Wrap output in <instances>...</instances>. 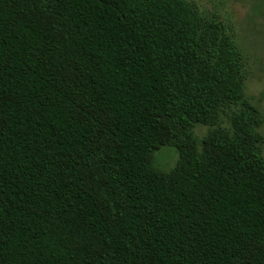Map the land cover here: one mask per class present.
<instances>
[{
  "label": "trees",
  "instance_id": "16d2710c",
  "mask_svg": "<svg viewBox=\"0 0 264 264\" xmlns=\"http://www.w3.org/2000/svg\"><path fill=\"white\" fill-rule=\"evenodd\" d=\"M243 66L192 0H0V264H264Z\"/></svg>",
  "mask_w": 264,
  "mask_h": 264
},
{
  "label": "rangeland",
  "instance_id": "374dc122",
  "mask_svg": "<svg viewBox=\"0 0 264 264\" xmlns=\"http://www.w3.org/2000/svg\"><path fill=\"white\" fill-rule=\"evenodd\" d=\"M206 18L221 21L239 46L243 57L244 93L257 108L262 119L257 130L264 137V0H192ZM238 106H231L222 115V126L230 128L228 115ZM209 126L197 124L196 136L201 139ZM264 157V142L260 144ZM178 153L172 146L155 152L154 165L168 171L175 166Z\"/></svg>",
  "mask_w": 264,
  "mask_h": 264
}]
</instances>
